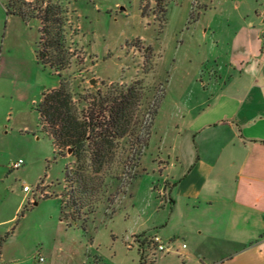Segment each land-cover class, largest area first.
I'll return each mask as SVG.
<instances>
[{
	"label": "rangeland",
	"instance_id": "rangeland-1",
	"mask_svg": "<svg viewBox=\"0 0 264 264\" xmlns=\"http://www.w3.org/2000/svg\"><path fill=\"white\" fill-rule=\"evenodd\" d=\"M57 1L68 10L72 60L63 75L72 83L74 101L87 97L86 104H95L99 112L108 109V95L129 86L138 99L127 137L112 144L98 173L88 161L76 164L70 153L56 154L40 127L36 106L43 92L57 86L49 71L27 79L13 98L0 99L1 264H221L219 254L202 250L203 210H193L192 201L187 205L177 195V210L171 213L169 197L176 194L180 169L174 158L189 157L187 110L212 89L208 72L224 63L223 50L241 24L240 12L261 14L264 0L259 5L254 0ZM0 2L6 8L9 0ZM24 3L29 6L23 12L30 14L36 2ZM29 24L30 39L40 23ZM17 160L23 165L10 170ZM171 161L177 169L160 172L162 162ZM66 168L71 174L82 169L90 178L88 194L77 188L75 203L69 198L72 184L63 181ZM189 183L187 178L178 193ZM38 185L48 195L22 191ZM61 198L70 217L76 208L79 218L92 209L88 220L64 219ZM153 235L166 252L153 254L144 245L142 253L137 239ZM168 236L175 243L169 245ZM186 251L191 256L186 258Z\"/></svg>",
	"mask_w": 264,
	"mask_h": 264
},
{
	"label": "crops",
	"instance_id": "crops-1",
	"mask_svg": "<svg viewBox=\"0 0 264 264\" xmlns=\"http://www.w3.org/2000/svg\"><path fill=\"white\" fill-rule=\"evenodd\" d=\"M255 13L240 12V26L224 53L220 50L224 63L208 72L212 89L187 110L189 157L174 158L180 169L173 186L176 194L169 197L171 213L177 210V195L186 198L187 205L192 201L193 210H203L202 250L219 254L221 264H264V11ZM29 27L20 17L7 15L0 2L1 100L9 94L13 98L27 79L46 71L35 56L39 27L30 39ZM164 168L175 170L177 165L162 162L160 172ZM187 178L190 183L178 193ZM167 239L169 245L175 243ZM181 249L187 248L182 244Z\"/></svg>",
	"mask_w": 264,
	"mask_h": 264
},
{
	"label": "trees",
	"instance_id": "trees-1",
	"mask_svg": "<svg viewBox=\"0 0 264 264\" xmlns=\"http://www.w3.org/2000/svg\"><path fill=\"white\" fill-rule=\"evenodd\" d=\"M24 1L10 0L6 6V14L16 15L25 23L31 20L39 21L36 61L42 70L49 71L57 78V86L43 92L36 106L40 127L50 137L56 154L63 156L70 151V156L76 164H85L88 161L89 166L98 173L109 156L112 144L128 135L133 103L138 99L136 90L129 86L108 95L105 99L109 104L108 109H101L99 112L95 104H86L87 97L79 102L74 101L72 83L63 75L72 60L66 37L69 31L68 10L57 0H34L36 3L30 14H26L23 7L29 5ZM168 1L166 0V3ZM154 114L155 109L152 111L151 120ZM141 145L144 148L145 145ZM81 170L71 174L66 168L64 173V183L72 184L69 198L74 203L78 194L77 188L80 189V194L84 193L83 196L86 197L90 185V178ZM73 183L77 185L76 189ZM65 202L66 199L61 198L62 217L73 222L81 219L86 222L93 211L88 209L83 212L84 217L79 218L80 208H76V215L70 217L65 212ZM2 243L3 239H0V250Z\"/></svg>",
	"mask_w": 264,
	"mask_h": 264
},
{
	"label": "built area",
	"instance_id": "built-area-1",
	"mask_svg": "<svg viewBox=\"0 0 264 264\" xmlns=\"http://www.w3.org/2000/svg\"><path fill=\"white\" fill-rule=\"evenodd\" d=\"M23 165L22 160H17L15 163L10 164V170H17ZM40 188H42V185H38L35 190L31 189L28 186H23L22 191L24 193H29L33 197L38 195L40 198H43V196L48 195L46 191H40ZM138 243H140V246L142 248V253H144V245L148 247V249L154 254V253H161L166 252L167 247L165 246V243L161 240L160 237L153 235V236H146L143 241L139 242V239H137ZM167 244V243H166ZM184 248V246H182ZM39 262H42V258H39Z\"/></svg>",
	"mask_w": 264,
	"mask_h": 264
},
{
	"label": "water",
	"instance_id": "water-1",
	"mask_svg": "<svg viewBox=\"0 0 264 264\" xmlns=\"http://www.w3.org/2000/svg\"><path fill=\"white\" fill-rule=\"evenodd\" d=\"M262 16H263V23H264V13H263V15H262ZM68 153H70V151H68Z\"/></svg>",
	"mask_w": 264,
	"mask_h": 264
}]
</instances>
